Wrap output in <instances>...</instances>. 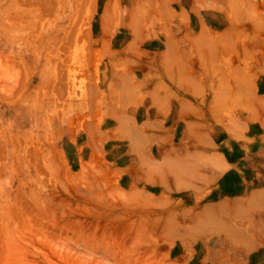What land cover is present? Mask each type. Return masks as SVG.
<instances>
[{
	"label": "rangeland",
	"instance_id": "374dc122",
	"mask_svg": "<svg viewBox=\"0 0 264 264\" xmlns=\"http://www.w3.org/2000/svg\"><path fill=\"white\" fill-rule=\"evenodd\" d=\"M193 1L182 4L210 29L200 34L201 59L211 52L218 89L224 84L230 96L239 80L242 91L232 104L250 106L257 89L264 93V0ZM131 4L0 0V264H241L246 256L241 232L251 225L226 213V188L200 190L197 197L162 192L130 186L127 174L102 158L79 164L80 142L70 140L79 129L74 118L89 101L104 102L96 24L105 6L107 20L115 12L126 21ZM147 5L138 7V21H152L154 3ZM149 45L137 52L160 48ZM251 111L234 113L246 122ZM257 121L234 122L230 134L239 139L233 144H250ZM212 127L216 150L225 152L230 134L221 124ZM142 144L154 153L203 147L176 139Z\"/></svg>",
	"mask_w": 264,
	"mask_h": 264
},
{
	"label": "crops",
	"instance_id": "0c3cea01",
	"mask_svg": "<svg viewBox=\"0 0 264 264\" xmlns=\"http://www.w3.org/2000/svg\"><path fill=\"white\" fill-rule=\"evenodd\" d=\"M151 2L155 8L152 21H138V7L148 10ZM106 7L96 24L100 52L96 60L103 66L99 77L104 102L97 106L96 101H89L86 110L74 118L79 129L70 140L80 142L76 144L79 164L85 158H102L115 171L127 174L130 186L154 185L162 192L184 190L197 197L200 190L226 188L230 191L224 193L226 213L251 225L241 232L246 237L244 244L251 248L242 252L246 256L241 264H264V93L257 89L250 106L246 100L233 106L232 95L242 91L239 80L230 96L224 84L218 89L221 82L212 64L215 58L207 52L201 59L200 34L204 29L210 33V29L191 19L182 0H132L126 21L115 12L107 20ZM122 29L126 30L125 41L115 47ZM146 43L160 48L138 53L137 46ZM207 43L212 45L211 39ZM236 109L252 110L246 113V122L234 113ZM254 110L257 115L252 120ZM256 121L260 127L251 135V143L233 144L231 139L236 136L230 134L231 125L242 122L250 126ZM217 124L230 134L224 139L230 147L225 152L216 150L212 126ZM242 136L240 139L248 137ZM175 139L203 147L154 153L142 144ZM202 162L204 168L199 170ZM224 173L227 176L220 180Z\"/></svg>",
	"mask_w": 264,
	"mask_h": 264
}]
</instances>
